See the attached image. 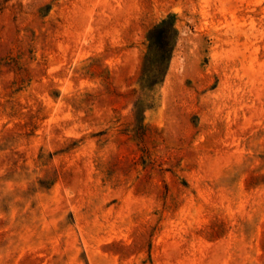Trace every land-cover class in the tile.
I'll return each mask as SVG.
<instances>
[{
	"label": "rangeland",
	"instance_id": "374dc122",
	"mask_svg": "<svg viewBox=\"0 0 264 264\" xmlns=\"http://www.w3.org/2000/svg\"><path fill=\"white\" fill-rule=\"evenodd\" d=\"M0 264H264V0H0Z\"/></svg>",
	"mask_w": 264,
	"mask_h": 264
}]
</instances>
